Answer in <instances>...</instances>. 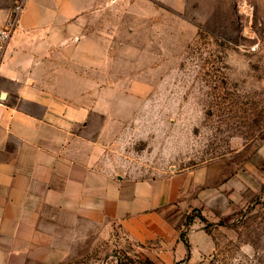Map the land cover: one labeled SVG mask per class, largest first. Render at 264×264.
<instances>
[{"label": "rangeland", "instance_id": "1", "mask_svg": "<svg viewBox=\"0 0 264 264\" xmlns=\"http://www.w3.org/2000/svg\"><path fill=\"white\" fill-rule=\"evenodd\" d=\"M88 7V54L99 60L90 84L110 110L107 162L131 178L180 175L178 233L204 230L206 264H264V0ZM107 246L96 264L144 256L118 231Z\"/></svg>", "mask_w": 264, "mask_h": 264}, {"label": "crops", "instance_id": "2", "mask_svg": "<svg viewBox=\"0 0 264 264\" xmlns=\"http://www.w3.org/2000/svg\"><path fill=\"white\" fill-rule=\"evenodd\" d=\"M17 1L0 0V28ZM22 1L0 51V264H96L117 231L144 253L129 264H206L204 230L178 233L180 175L126 177L105 158L110 110L90 84L89 0Z\"/></svg>", "mask_w": 264, "mask_h": 264}, {"label": "built area", "instance_id": "3", "mask_svg": "<svg viewBox=\"0 0 264 264\" xmlns=\"http://www.w3.org/2000/svg\"><path fill=\"white\" fill-rule=\"evenodd\" d=\"M22 10V0L15 2L14 5L11 7L9 16L7 17L3 26L0 28V51L4 48L9 38L16 30Z\"/></svg>", "mask_w": 264, "mask_h": 264}, {"label": "trees", "instance_id": "4", "mask_svg": "<svg viewBox=\"0 0 264 264\" xmlns=\"http://www.w3.org/2000/svg\"><path fill=\"white\" fill-rule=\"evenodd\" d=\"M135 260H137V262H140L141 261V259H135ZM130 261V262H132V261H134V260H132V259H130V260H126L125 262H123V264H127L128 262ZM143 261V260H142ZM144 263L145 264H151V262L149 261V260H144Z\"/></svg>", "mask_w": 264, "mask_h": 264}]
</instances>
